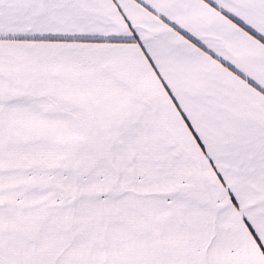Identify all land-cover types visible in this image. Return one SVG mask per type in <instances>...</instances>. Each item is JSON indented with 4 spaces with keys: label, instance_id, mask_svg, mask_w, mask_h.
<instances>
[{
    "label": "snow or ice",
    "instance_id": "snow-or-ice-1",
    "mask_svg": "<svg viewBox=\"0 0 264 264\" xmlns=\"http://www.w3.org/2000/svg\"><path fill=\"white\" fill-rule=\"evenodd\" d=\"M0 264H264V0H0Z\"/></svg>",
    "mask_w": 264,
    "mask_h": 264
}]
</instances>
